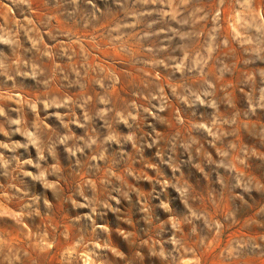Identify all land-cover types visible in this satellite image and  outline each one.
Wrapping results in <instances>:
<instances>
[{"label":"rangeland","instance_id":"rangeland-1","mask_svg":"<svg viewBox=\"0 0 264 264\" xmlns=\"http://www.w3.org/2000/svg\"><path fill=\"white\" fill-rule=\"evenodd\" d=\"M0 264H264V0H0Z\"/></svg>","mask_w":264,"mask_h":264}]
</instances>
